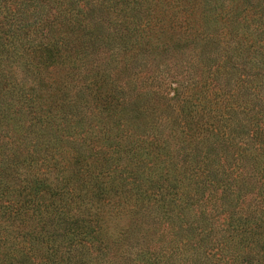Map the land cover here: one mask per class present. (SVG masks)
<instances>
[{
    "label": "trees",
    "instance_id": "trees-1",
    "mask_svg": "<svg viewBox=\"0 0 264 264\" xmlns=\"http://www.w3.org/2000/svg\"><path fill=\"white\" fill-rule=\"evenodd\" d=\"M0 264H264V0H0Z\"/></svg>",
    "mask_w": 264,
    "mask_h": 264
}]
</instances>
